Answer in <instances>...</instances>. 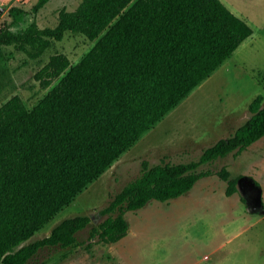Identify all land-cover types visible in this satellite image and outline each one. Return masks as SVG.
<instances>
[{"label":"trees","instance_id":"trees-1","mask_svg":"<svg viewBox=\"0 0 264 264\" xmlns=\"http://www.w3.org/2000/svg\"><path fill=\"white\" fill-rule=\"evenodd\" d=\"M49 1L8 10L0 61L14 59L9 48L38 59L66 35L96 43L74 66L65 54L50 56L34 78L41 89L61 79L31 110L17 95L0 106V264H27L43 247L81 246L76 233L90 222L84 214L22 244L253 34L221 0H81L73 10L61 9L54 27L41 28L36 16ZM248 112L241 126L197 160H143L140 175L100 210L106 217L90 231L86 250L124 238L127 211L177 198L201 178L217 175L227 183L226 196L236 193L227 169L201 167L264 137L262 95Z\"/></svg>","mask_w":264,"mask_h":264},{"label":"rangeland","instance_id":"rangeland-1","mask_svg":"<svg viewBox=\"0 0 264 264\" xmlns=\"http://www.w3.org/2000/svg\"><path fill=\"white\" fill-rule=\"evenodd\" d=\"M36 1L0 0V28L10 22L11 7L28 11ZM221 1L247 22L252 36L22 244L42 239L61 221L84 214L90 222L76 233L82 245L73 249L43 247L27 264H264V214L259 212L264 207V185L252 169L264 149V137L239 154L201 167L213 172L227 169L228 178L237 181L236 193L226 196L227 183L217 175L201 178L177 198L151 200L139 210L127 211L124 238L109 245L96 243L86 250L90 231L106 217L100 210L140 175L143 160L157 164L199 159L205 148L248 119V106L257 95L264 97V0ZM80 2L50 0L36 16L38 26L54 27L62 8L73 10ZM95 43L82 35H66L38 59L7 49L14 59L0 61V106L17 95L31 110L61 79L41 89L34 78L50 56L65 54L74 66Z\"/></svg>","mask_w":264,"mask_h":264},{"label":"crops","instance_id":"crops-1","mask_svg":"<svg viewBox=\"0 0 264 264\" xmlns=\"http://www.w3.org/2000/svg\"><path fill=\"white\" fill-rule=\"evenodd\" d=\"M235 14V13H234ZM238 16V15H237ZM252 36V35H251ZM249 38V37H248ZM235 52V51H234ZM223 64V63H222ZM178 106V105H177ZM175 108V107H174ZM173 108V109H174ZM172 109V110H173ZM172 110H170V111H172ZM170 111L165 115V116H167L169 113H170ZM164 116V117H165ZM260 140V139H259ZM257 143V142H256ZM253 144H255V143H253ZM258 144V143H257ZM256 166L257 167H255V165L253 166V171H255V173H254V175H255V177L257 178V180H259L260 182H261V184H263L264 185V149L263 150H260V152H259V156H258V158L256 159ZM261 198H263L262 199V202H263V204H264V187H263V189L261 188Z\"/></svg>","mask_w":264,"mask_h":264},{"label":"water","instance_id":"water-1","mask_svg":"<svg viewBox=\"0 0 264 264\" xmlns=\"http://www.w3.org/2000/svg\"><path fill=\"white\" fill-rule=\"evenodd\" d=\"M261 214H264V207H262L259 211Z\"/></svg>","mask_w":264,"mask_h":264},{"label":"flooded vegetation","instance_id":"flooded-vegetation-1","mask_svg":"<svg viewBox=\"0 0 264 264\" xmlns=\"http://www.w3.org/2000/svg\"><path fill=\"white\" fill-rule=\"evenodd\" d=\"M254 194V193H253ZM254 199L256 200V197H254ZM255 200L254 201H252V202H255Z\"/></svg>","mask_w":264,"mask_h":264}]
</instances>
